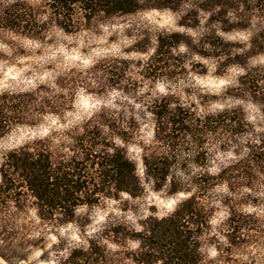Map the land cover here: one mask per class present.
Wrapping results in <instances>:
<instances>
[{
	"label": "rangeland",
	"instance_id": "374dc122",
	"mask_svg": "<svg viewBox=\"0 0 264 264\" xmlns=\"http://www.w3.org/2000/svg\"><path fill=\"white\" fill-rule=\"evenodd\" d=\"M14 1L0 0V9ZM37 20L45 29L30 38L6 30L0 18V104H28L8 126H0V165L9 153L40 149L68 159L74 154L72 137L87 129L86 123L100 121L106 145L96 150L123 148L135 164L142 192L80 205L75 222L65 225L41 223L33 198L0 202V252L5 255L0 264H56L70 247H86L88 240L121 258L137 242L128 240L125 248L112 243L110 225L126 226L134 234L140 223L167 216L187 197L171 194L168 186L156 188L141 163L142 152L158 156L165 151L149 111L151 101L164 95L170 96L171 107L181 103L201 117L225 112L228 119L226 130L209 135L205 144L210 173L226 169L231 179L208 194L212 212L210 231L201 238L204 264H264V0H183L173 9L95 18L71 32L44 14ZM158 41L165 49L173 45L170 63L177 73L171 79L144 76L143 66ZM112 70L123 77L111 78ZM121 130L128 133L127 143L116 135ZM229 215L235 227L228 225ZM35 240L38 247L29 244Z\"/></svg>",
	"mask_w": 264,
	"mask_h": 264
},
{
	"label": "trees",
	"instance_id": "16d2710c",
	"mask_svg": "<svg viewBox=\"0 0 264 264\" xmlns=\"http://www.w3.org/2000/svg\"><path fill=\"white\" fill-rule=\"evenodd\" d=\"M181 1L39 0L35 5L16 0L0 9V18L6 20V30L39 38L45 29L44 24L38 23L40 14L46 15L49 22L63 31L71 32L95 18L133 13L145 8L173 9ZM172 48L173 45L169 44L165 49L158 41L143 66L146 78L158 74L171 79L177 73L170 63V59L174 60L169 55ZM174 66L178 67L177 64ZM121 75L111 71V78ZM169 98L167 95L157 97L149 108L156 118L157 139L165 151L158 156L144 151L140 158L145 175L156 188L168 186L171 194L184 193L187 197L180 200L167 216L140 223L141 229L134 234H130L126 226L110 225L107 238L112 243L125 248L126 241L137 242L136 249L125 248L121 258L113 257L105 245L88 240L86 247H70L66 257L56 264H124L126 260L129 264H204L201 238L210 231L212 212V207L207 205L208 194L215 185L229 183L231 179L226 169L217 174L210 173L211 159L205 144L209 135L224 129L228 119L225 112L201 117L181 103L171 107ZM46 105L50 106L49 101ZM27 107V102L20 108L9 101H6V107L0 104V126H8L13 120L12 115ZM49 108L52 113H57L53 107ZM99 122L94 121L95 125L86 123L87 129L72 137L74 154L68 159L60 154L54 157L45 149L36 153H9L6 164L0 165V202L33 198L32 208L41 223L65 225L75 222L76 209L80 205H93L97 198L116 199L119 193L138 197L142 192L141 182L135 164L125 150L121 147H114L111 152L96 150L105 139L98 130ZM116 135L124 143L129 141L126 130ZM188 167L200 171L190 174ZM227 221L229 226L237 225L231 215ZM1 239L3 233L0 231ZM38 241L29 244L38 247ZM43 254L41 256L45 258ZM0 256L5 258L1 252ZM19 259L25 260L26 257Z\"/></svg>",
	"mask_w": 264,
	"mask_h": 264
}]
</instances>
